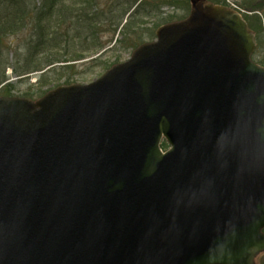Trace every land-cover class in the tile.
<instances>
[{
  "label": "water",
  "instance_id": "95a60500",
  "mask_svg": "<svg viewBox=\"0 0 264 264\" xmlns=\"http://www.w3.org/2000/svg\"><path fill=\"white\" fill-rule=\"evenodd\" d=\"M191 2L91 84L0 97V264H257L264 68L238 12Z\"/></svg>",
  "mask_w": 264,
  "mask_h": 264
},
{
  "label": "rangeland",
  "instance_id": "374dc122",
  "mask_svg": "<svg viewBox=\"0 0 264 264\" xmlns=\"http://www.w3.org/2000/svg\"><path fill=\"white\" fill-rule=\"evenodd\" d=\"M43 0H37V6L42 7ZM88 0H81L74 3L62 4L68 7H74V11L67 10L72 16H77L80 9L83 8ZM92 0V6L87 10L90 18L95 14L98 22L95 28L89 32L90 39L84 42L83 37H87L88 33H82V37H74L81 33L80 30L72 28L67 34L70 36V43L64 45L60 50L49 51L54 58H60L64 53H70L75 57L79 54L82 60L71 63L74 68L63 74L64 79L53 81L41 88L39 84L44 72H51L50 80L58 78L62 63H56L47 67L42 72H35L19 78L15 75V70L21 67L25 68L27 59L29 61V49L33 44L34 34L36 31V23L34 20L21 31L7 37L3 42L0 50V67L5 64L9 58L8 67L5 75L8 77L11 85L15 87L13 97H23L28 95L33 100L42 98L52 89L61 85H67L66 80L69 79L71 84L88 85L100 79L112 67L127 62L134 51L143 44L156 40V32L159 28L168 24L181 22L188 18L192 8V0ZM231 6L232 8L241 10L251 26L256 31L258 48L254 61L264 67V0H207ZM141 3V4H140ZM146 3V4H145ZM140 4V5H139ZM145 4V5H144ZM75 5V6H74ZM144 5V6H143ZM67 7V8H68ZM85 8V7H84ZM63 10L60 6L55 9L48 20H44L42 26L46 27L50 33L66 32V29H59V17ZM83 10V9H82ZM57 12V13H56ZM130 12V13H129ZM128 14H131L127 18ZM76 18H73V23ZM260 22L263 25L260 28ZM130 25L127 29L125 25ZM48 27V28H47ZM261 30V31H260ZM50 40V37L48 38ZM43 54V55H48ZM42 53L36 55L33 60L40 64L45 63ZM49 58V56H48ZM35 67V66H33ZM67 78V79H66ZM49 80V81H50ZM48 80H46L47 82ZM26 98V97H25ZM165 151L167 147H163ZM257 264H264V255L257 259Z\"/></svg>",
  "mask_w": 264,
  "mask_h": 264
},
{
  "label": "trees",
  "instance_id": "16d2710c",
  "mask_svg": "<svg viewBox=\"0 0 264 264\" xmlns=\"http://www.w3.org/2000/svg\"><path fill=\"white\" fill-rule=\"evenodd\" d=\"M81 0H43L42 1V7L37 6V0H0V50L3 47L4 40L17 33L18 31H21L23 27L25 28L31 20H34L36 24V31L34 34L33 44L31 45L29 49L30 58L29 61L27 59V64L25 65V68H20L19 70H15V75L19 78H22L24 76H27L29 74L35 73V72H42L47 67H50L52 65H55L56 63H62L65 64L62 66V68L59 70L60 73L57 76L58 78L54 80H50L51 72H44L43 77H41L39 84H41V88L44 87L46 84L51 83L53 81H60L64 79L63 74L69 70H72L74 67L71 63H76L80 60H82L81 56L76 55L75 57L72 55L69 57L70 53H64L60 58H54L51 54H48L49 51H55L60 50V48L64 47L67 43H70V36L67 34L74 25L76 24L75 28L77 30H80L81 33L76 34L74 37H82V33H88L87 37H83L82 39L85 40L84 42L89 41L90 37H88L90 34L89 32L95 28V24L98 22V18L96 17L97 14L94 13V15L90 18V15L87 13V10L90 9V6H92V0H88L86 5L80 9V13L77 14V16H72L67 10H72V12L75 10L74 7L70 6L68 7L64 4L68 3H74ZM151 1V0H150ZM156 1V0H154ZM63 4V5H62ZM146 4V3H145ZM144 4V5H145ZM143 5V6H144ZM60 6L63 10H61L62 15L59 17V29L63 31V29H66V32L60 33V32H54L50 33V31H47L46 27H43L42 24L44 20H48V18L51 16L52 13L55 12V9ZM75 6V5H74ZM68 7V8H67ZM83 9V10H82ZM57 13V12H56ZM76 18L74 21H77V23L72 24V26H69L68 24L73 23L72 19ZM130 25H125V28L129 27ZM263 25L260 22V28ZM48 28V27H47ZM261 31V30H260ZM50 37V40L48 38ZM48 54L41 56V58H45V63L40 64L39 62H35L34 58L38 54ZM49 56V58H48ZM34 59V60H33ZM9 58L6 59V62L4 65L0 67V87L3 86L0 89V95L5 97H12L13 91H15V87L11 85L9 82L8 77L5 75L6 69L9 66L8 65ZM1 65V64H0ZM35 66V67H33ZM67 79V78H66ZM46 80H48L46 82ZM50 80V81H49ZM65 84H71L70 80L67 79ZM28 95H25L24 97H27ZM164 147H167L166 144L163 145Z\"/></svg>",
  "mask_w": 264,
  "mask_h": 264
}]
</instances>
